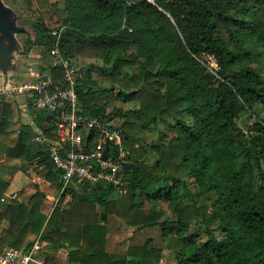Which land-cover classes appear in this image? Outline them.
Segmentation results:
<instances>
[{
    "label": "trees",
    "instance_id": "trees-1",
    "mask_svg": "<svg viewBox=\"0 0 264 264\" xmlns=\"http://www.w3.org/2000/svg\"><path fill=\"white\" fill-rule=\"evenodd\" d=\"M61 3L63 56L92 59L78 79L80 111L118 124L124 158L135 167L123 170L125 193L106 184L73 188L69 208L82 211L78 221L58 207L47 217L35 203L14 200L7 234H38L46 222L41 239L65 247L70 262L154 264L162 248L152 237L123 254L107 250L105 221L114 214L127 226L158 227L175 264H264V116L246 130L237 123L243 110L264 109V73L252 64L257 53L249 46L264 49V0ZM32 31L26 45L48 57L51 27L36 20ZM116 100L129 106H114ZM51 128L43 129L48 136ZM22 136L20 130L10 147L15 156L23 153ZM37 143L59 179L45 144ZM6 186L0 178V199ZM32 243L17 237L8 244Z\"/></svg>",
    "mask_w": 264,
    "mask_h": 264
},
{
    "label": "built area",
    "instance_id": "built-area-1",
    "mask_svg": "<svg viewBox=\"0 0 264 264\" xmlns=\"http://www.w3.org/2000/svg\"><path fill=\"white\" fill-rule=\"evenodd\" d=\"M146 1L155 3V0ZM63 29L58 24L51 27L54 43L47 61L39 68H29L20 82L6 84L0 74V91L25 94L31 108L49 116L51 135L37 134L34 139L45 144L49 160L59 174L62 191L106 184L116 194L125 193L128 181L123 162L127 151L122 146L121 128L114 120L105 121L80 111L76 89L78 79L84 76L86 62L63 56L59 47ZM212 66L217 70L215 64ZM52 69L60 71V77ZM105 146L108 150L103 158ZM31 261L29 248H10L0 253V264H30Z\"/></svg>",
    "mask_w": 264,
    "mask_h": 264
},
{
    "label": "crops",
    "instance_id": "crops-1",
    "mask_svg": "<svg viewBox=\"0 0 264 264\" xmlns=\"http://www.w3.org/2000/svg\"><path fill=\"white\" fill-rule=\"evenodd\" d=\"M62 12V16H64L65 13ZM17 33L21 32H14L15 39H17ZM1 41L0 36V45H2ZM15 46L16 49H9V52L14 54L12 61L7 66L0 67V74L7 77L8 83L13 82V77L21 69V64L25 66L29 64L28 69L34 66L39 68L47 61V57L45 58L42 53V48L37 45L28 46L24 41L23 44L17 43ZM1 49L2 47H0V53H2ZM19 55L24 59L19 61V58H17ZM29 55H35L37 58L35 61L25 63V60H29ZM131 105L134 104L131 103ZM48 125L44 112L32 109L25 94L14 91H0V178L7 182L0 199V212L7 213L0 216V252L12 248L8 243L17 237H22L23 245L30 241L33 242L29 248L32 251L30 264H79L76 261H69L68 250L65 247H52L49 241L41 239L40 235L46 222L38 234H34L30 230H27L24 234H18L17 231L12 235L7 234L10 228L8 214L12 215V212L7 210V206L12 204L14 200L28 203L30 206L31 203H35L34 210L47 217L55 207L62 210L65 219L70 218L73 221H78L82 215L81 210L73 211L69 208L73 188L61 190L58 176L53 168L48 167L45 161L42 160L45 152H41V145L36 140L34 141V136L22 129L23 126H29L35 135H48L43 130ZM20 130L25 132L27 136H22L23 153L20 156H15L16 150L10 149V147L16 144L20 137ZM95 211L101 212L98 206H96ZM105 226L107 250L116 254L125 253L126 249L116 248L122 246L120 242L124 244L125 248L132 244L142 245L146 238L152 236H146L142 241L139 240L143 238V235H147L151 228H154L129 227L126 229L121 226L119 220L113 214L107 215ZM20 249H24V247ZM164 253L166 252L162 249L161 256L154 261V264H175L174 250L171 249L168 256H163ZM163 258L165 261H163Z\"/></svg>",
    "mask_w": 264,
    "mask_h": 264
},
{
    "label": "rangeland",
    "instance_id": "rangeland-1",
    "mask_svg": "<svg viewBox=\"0 0 264 264\" xmlns=\"http://www.w3.org/2000/svg\"><path fill=\"white\" fill-rule=\"evenodd\" d=\"M4 5L8 7L13 14L16 15V17H9L10 21L13 22L18 28H23L19 30L21 33H17V39H15L16 44H23L25 41L28 33H32L33 31V24L36 22V20H40L41 22L45 23L48 27L55 26L61 22V16L63 12L61 11L62 9V3L61 0H30V4L27 3V0H4ZM250 48L254 50V52L257 53V56L255 57V60H253L252 64L259 67L260 70H263L264 73V52L263 48L259 46H253L252 44H249ZM18 60L20 61L22 58L20 55ZM37 57L35 55H29V60H25L26 62L30 61H35ZM78 60L82 62H89L92 59L86 58V57H77ZM207 61L212 65L214 64L213 60L211 58H207ZM29 66V64H27ZM27 66L24 64H21V69L19 72L16 74L15 77H13V82H20L23 77L26 76V71L28 70ZM32 69L35 68L31 67ZM114 106H129L128 104H123L120 101H115ZM264 116V109L262 108L261 104L255 105L252 109H245L243 110L239 117L237 118V123L240 127H242L244 130H246L249 126L253 124L256 120L261 119ZM117 122H121V119L118 117L116 120ZM154 138V137H153ZM150 140V139H148ZM193 188V185H190ZM150 203H146V205H149ZM160 208H163L167 212H170L169 209L166 207V203L162 202L159 204ZM114 215V214H113ZM115 217L119 220L121 226L125 227L128 229L129 227H134V226H127L122 221L118 216L115 215ZM200 218V216H198ZM198 221V219H197ZM193 230L195 232H199L200 234V239H205L206 235L204 231L198 226V222L193 223ZM202 227V226H201ZM146 236H152L153 239H155V245L158 247H161L163 250H165L166 253L163 254V256H168L170 253V248H167L163 246V240L162 237H160V231L158 227L151 228L148 232L147 235H143V238H141L142 241ZM138 238V236H137ZM122 246H117V249H126L124 244L120 242ZM124 247V248H123ZM169 252V253H168ZM171 256V255H170ZM168 258V257H167ZM163 261L164 258H163Z\"/></svg>",
    "mask_w": 264,
    "mask_h": 264
},
{
    "label": "water",
    "instance_id": "water-1",
    "mask_svg": "<svg viewBox=\"0 0 264 264\" xmlns=\"http://www.w3.org/2000/svg\"><path fill=\"white\" fill-rule=\"evenodd\" d=\"M9 17L15 18L16 15L13 14V12H11V10L4 5L2 0H0V36L2 39L1 41L2 45H0V47H2L1 49L2 53H0V67L7 66V64H9L14 58V54L9 52V49L14 50L17 48L15 46L16 41L14 37V32L23 29V28H18L14 24L15 19L13 20V22H11ZM3 78H4L3 79L4 83L7 84L8 83L7 77L3 76ZM109 85L110 84L108 82L104 83V86H109ZM22 129L25 132L30 133L32 136H35V134L31 131L29 126H23ZM107 150H108V146H105L102 152L103 158L106 157ZM134 167L135 164L133 162L127 160L123 162V168L125 170L133 169Z\"/></svg>",
    "mask_w": 264,
    "mask_h": 264
}]
</instances>
